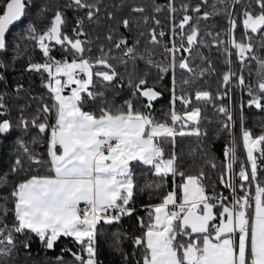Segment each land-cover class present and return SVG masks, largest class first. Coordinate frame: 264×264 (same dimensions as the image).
<instances>
[{"label":"snow or ice","instance_id":"6c2138e0","mask_svg":"<svg viewBox=\"0 0 264 264\" xmlns=\"http://www.w3.org/2000/svg\"><path fill=\"white\" fill-rule=\"evenodd\" d=\"M242 2L217 0L225 7L218 9L216 4L210 5L212 11L197 17L195 24L191 15H183L172 27L174 36L176 30H180L179 44L172 41L171 47L165 45L168 63H155L149 57L148 62L157 69V80L172 75L169 109L164 120H157L150 111L162 92L157 90L155 82L149 86L147 73L138 75L135 69L131 72L126 69V82L136 100L128 99L116 105L102 99L93 110H86L85 94L93 101L104 97L102 91L95 90L97 78L111 84L118 77L121 80L125 77L120 76L110 63L111 57L102 49L101 55L95 58L86 56L90 49L86 48V41L79 39L85 35L81 31L82 20H78L73 29L74 37L63 32L65 19L60 11L42 33L29 27V34L45 60L30 63L28 70L47 74L44 87L52 100L51 104H43L31 121L42 134L34 137L33 143L41 140L46 143L47 159L29 153V160L39 167L27 172L7 196H0V255L13 251L16 234L34 235L46 249H53L61 237H67L80 246V252L72 254L76 264H99L97 225L101 221L106 224L119 222L121 217L134 214L135 208L131 205L137 188L136 167L142 165L159 178L147 187L163 188L169 176H179L181 182L163 194L159 203L144 206L146 218L138 217L142 234L133 240L141 252L137 264H264V180L260 178L259 165V161L264 160V131L254 135L242 124L246 159L240 164L238 173L233 168L238 160L235 140L226 147L227 164L219 182L230 190V196L215 191L209 194L203 183L204 173L179 171L175 153L166 155L163 147L165 143L175 144L178 136L200 137L203 109L198 105L213 104L215 107V100L225 97L230 100L233 79L237 87L246 89L247 105L264 112V58L254 54L256 45L253 43V34H259V46L264 48V0H248L243 10L234 14L231 4ZM71 3L86 9L89 20L96 15V5L88 0H71ZM201 3L208 4V0H201ZM169 7L171 12L176 11L175 7ZM133 10L143 11L142 8ZM183 10L187 13V4L183 5ZM193 11L199 13L200 5ZM221 12L227 18L228 27L223 33L227 39L221 38V33L208 34L214 44L223 48L227 68L220 80L224 91L214 97L207 90L192 92L191 86L197 78L215 69L194 67L189 57L177 58V54L181 50L190 53L194 45L203 43L199 20H207ZM25 15L26 0H0V51L8 47L6 33L10 26ZM123 24L128 27L129 21L123 20ZM241 25L243 31L237 37L235 33ZM186 26H189L187 31ZM164 35V32L159 33L160 37ZM50 42L60 45L73 59L53 57ZM151 42H160L155 30L151 33ZM122 45L126 46L127 41L121 40L115 47ZM135 54V46L126 47L125 56L134 59ZM232 55L238 57L242 68L247 67L246 62L255 60L256 79L246 82L242 73L237 75L231 67ZM5 67L0 62V69ZM177 68L189 73L181 80L179 92L175 78ZM140 97L144 100L140 101ZM3 101L4 96L0 94V110H6ZM243 107L241 104V110ZM216 111L225 117L222 127L229 129L233 123L231 109L221 104ZM21 122L28 126V121ZM10 126L8 119H2L0 134L8 132ZM24 150L28 152L27 148ZM11 171H23L19 158ZM9 202L11 207H7ZM9 212L13 216L11 225L5 221ZM24 247H29L27 242ZM57 260L63 264L61 257Z\"/></svg>","mask_w":264,"mask_h":264},{"label":"trees","instance_id":"16d2710c","mask_svg":"<svg viewBox=\"0 0 264 264\" xmlns=\"http://www.w3.org/2000/svg\"><path fill=\"white\" fill-rule=\"evenodd\" d=\"M247 2L248 0H243L239 5L231 4L230 10L234 14L239 13ZM88 3L96 5V15L91 20L87 18V10L77 8L71 0H26V15L19 23L10 27L6 34L8 47L0 52V62L6 65L5 68L0 69V77H2L0 94L4 96L6 110H0L3 113L0 116V122L6 118L11 126L7 135L0 136V196H7L13 185L23 179L27 172L39 167L29 160V153L38 158L47 159L46 143L43 140L33 143V138L42 134H39L38 128L34 127L31 121L37 116L38 109L45 103L51 104L52 100L48 89L44 87L47 74L28 70L30 63H42L45 60L36 41L29 34L30 26L35 27L38 33H42L55 13L60 11L65 19L63 32L74 37L73 29L76 28L77 21L82 20L81 31L85 35H81L79 39L86 41L85 46L90 49L86 56L95 58L101 55L102 49L111 57L110 63L120 76L125 77L124 80L118 77L111 84L101 82L97 78L95 90L102 91L104 97L93 101L85 94L86 110H93L102 99L116 105L123 104L128 99L136 100L137 98L131 95L133 90L126 82V69L128 72L135 69L138 75L147 73L149 86L155 82L157 90L162 92V96L153 103L150 111L157 120H164L169 109L172 75L169 74L162 80H157V69L148 62L149 57L155 63H168L169 54L165 51V45L171 47L172 41L179 44L180 30L177 29V34L174 36L172 27L179 23L183 15H191L192 23L195 24L197 17L202 16L205 11H212L210 5L216 4L218 9L225 7V4L217 3V0H208V4H202L201 0H88ZM185 4L188 5L187 13L183 10ZM170 5L175 7V12L170 11ZM197 5L201 7L199 13L193 11ZM136 8H142L143 11H134L133 9ZM157 8L159 11L156 10ZM123 20L129 21L128 27L124 26ZM156 21H159V24ZM188 27L186 26L185 31ZM198 27L203 43L194 45L190 53L181 50L177 58L181 55L186 56L194 67L215 69L197 78L191 86L192 92L196 89L207 90L215 97L218 92L224 91L220 80L227 68L224 63L223 48L214 44L212 36L208 34L221 33V38L227 39L223 36L228 27L227 18L221 12V14L210 16L207 20L200 19ZM153 30L160 41L157 44L151 42ZM242 31L241 25L237 28L235 35L239 37ZM160 32H164L165 35L160 37ZM109 36L112 37L111 40L108 39ZM121 40H126L127 45L116 48V43ZM253 43L256 45L254 54L264 58V48L259 46V34H253ZM50 46H52L51 55L56 59L66 58L69 61L73 59V56L62 50L60 45L50 42ZM132 46L136 49L134 59L124 55L126 47ZM232 51L235 52L234 49ZM230 59L232 70L237 75L242 73L246 82L256 79L255 60L246 62L247 67L242 68L236 55H232ZM249 71L252 73L251 76ZM188 75L186 71L176 69L178 92L181 80ZM230 97V100L228 97L215 100V107L213 104L198 105L203 109L200 137L178 136L175 144L163 145L166 155L175 153L179 171L193 174L202 171L206 191L211 193L215 191L225 196H230V190L220 184L219 177L227 164L224 155L226 147L235 140L238 160L233 168L237 172L240 164L245 161L241 139L242 124L254 135L264 131V112L247 105L249 99L247 91L237 87L235 79L232 82ZM139 100L143 101L141 97ZM221 104L228 106L233 114V123L229 129L222 127L225 117L216 111V107ZM241 104H244L243 110H241ZM176 107L180 109L181 105L177 103ZM40 119L43 120V114L40 115ZM22 120L29 122L27 127L22 124ZM25 148L28 152H25ZM17 158L22 161L23 171L13 173L11 169ZM259 165L260 178L264 180V160H260ZM165 179L166 184L163 188L147 187L159 178L147 171L145 166L137 165L135 175L137 188L131 205L135 208L134 214L121 217L119 222L106 224L101 221L97 225L96 249L99 264H137L141 252L133 240L142 234L138 217L146 218L144 206L159 203L163 194L173 190L174 184L181 182L179 176L175 178L169 176ZM236 183L239 184L238 178ZM7 207H11V202ZM12 220L13 216L9 212L5 221L11 225ZM24 242L28 243V248L24 247ZM79 252L80 246L72 238L61 237L53 249H46L34 235L26 237L25 234H16L15 248L8 255H0V264H59L58 257L62 258L63 264H76L72 254Z\"/></svg>","mask_w":264,"mask_h":264},{"label":"water","instance_id":"95a60500","mask_svg":"<svg viewBox=\"0 0 264 264\" xmlns=\"http://www.w3.org/2000/svg\"><path fill=\"white\" fill-rule=\"evenodd\" d=\"M23 18V17H22ZM22 18H21V20H22ZM21 20H19V21H17V22H15L13 25H11L10 27H12V26H14V25H16L17 23H19ZM7 34V33H6ZM1 52V51H0ZM143 100H144V98L143 97H141ZM8 132H9V130H8ZM8 132H6V133H2V134H0V136H5V135H7V133Z\"/></svg>","mask_w":264,"mask_h":264},{"label":"crops","instance_id":"0c3cea01","mask_svg":"<svg viewBox=\"0 0 264 264\" xmlns=\"http://www.w3.org/2000/svg\"><path fill=\"white\" fill-rule=\"evenodd\" d=\"M67 93H68V90L66 89V90H65V94H67ZM244 155H245V159H246V153H245V151H244ZM238 171H239V169L237 170L236 173H238Z\"/></svg>","mask_w":264,"mask_h":264},{"label":"built area","instance_id":"2783aa9c","mask_svg":"<svg viewBox=\"0 0 264 264\" xmlns=\"http://www.w3.org/2000/svg\"><path fill=\"white\" fill-rule=\"evenodd\" d=\"M209 194H212L211 192H208ZM229 195H231L230 191H229Z\"/></svg>","mask_w":264,"mask_h":264}]
</instances>
